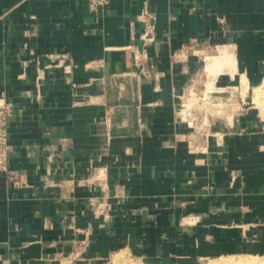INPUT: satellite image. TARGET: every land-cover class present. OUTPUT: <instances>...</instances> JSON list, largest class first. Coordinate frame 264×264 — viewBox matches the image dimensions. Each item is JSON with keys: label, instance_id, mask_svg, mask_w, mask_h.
I'll return each mask as SVG.
<instances>
[{"label": "crops", "instance_id": "crops-1", "mask_svg": "<svg viewBox=\"0 0 264 264\" xmlns=\"http://www.w3.org/2000/svg\"><path fill=\"white\" fill-rule=\"evenodd\" d=\"M222 47L236 67L214 62L221 87L264 79V0H0L17 173L0 171V264L264 251V121L248 109L199 127L187 110Z\"/></svg>", "mask_w": 264, "mask_h": 264}, {"label": "rangeland", "instance_id": "rangeland-1", "mask_svg": "<svg viewBox=\"0 0 264 264\" xmlns=\"http://www.w3.org/2000/svg\"><path fill=\"white\" fill-rule=\"evenodd\" d=\"M223 48V47H222ZM219 48L218 50H222ZM225 49V50H224ZM222 52L227 53L228 48H224ZM215 50L210 53L213 55L212 59L208 60L202 58V67L197 75L198 81L195 84L194 93L191 95V99L187 102V110L189 109L190 116L193 118H197V126H202L207 124V121L210 120H221L226 116L236 117L240 115L241 112L250 110L251 114L255 117H260L262 121H264V84L262 81H259L255 84V82H251L249 84L247 80V90L244 92L242 90V82L241 78L237 79L236 76V84L228 87H221L222 85L218 84L216 81L222 76L220 73H216L222 70L223 65L221 61L217 64V69L215 70V61H218V53L221 51ZM228 50V55H231V51ZM221 52V53H222ZM233 56V53L232 55ZM234 57V56H233ZM235 64V58H233ZM204 67V69H202ZM229 67V66H228ZM235 67L233 68V72L235 71ZM232 68H229L232 70ZM214 69V72H213ZM228 69V70H229ZM224 71V70H223ZM231 73V71H229ZM215 73V74H213ZM231 73V74H232ZM221 76V77H220ZM247 79V78H246ZM259 87H255L258 86ZM257 88V89H256ZM259 88V89H258ZM259 90V91H258ZM242 91V92H241ZM258 92V94L256 93ZM256 93V94H255ZM255 95V96H254ZM258 98L259 102L256 100ZM257 97V98H256ZM258 102V103H256ZM181 116L188 117L186 113L180 112ZM203 121V122H202ZM191 122H195L194 119H191ZM203 123V124H202ZM226 257V258H225ZM232 261L241 264L247 260H251L254 262H264V251H260L257 253L253 252H236V253H227V254H217L212 255L210 257H206L203 259H199L194 264H216V262L220 261ZM234 259V260H233ZM237 260V261H236ZM262 260V261H261ZM37 264H65L64 262H55L54 258L51 260L43 261ZM99 264H152L147 260L140 251H133L128 248H119L114 252L110 253V255L105 259L104 262Z\"/></svg>", "mask_w": 264, "mask_h": 264}, {"label": "built area", "instance_id": "built-area-1", "mask_svg": "<svg viewBox=\"0 0 264 264\" xmlns=\"http://www.w3.org/2000/svg\"><path fill=\"white\" fill-rule=\"evenodd\" d=\"M107 0H89V4L92 8L99 7L104 5ZM146 28L149 29L150 23L149 20L145 17ZM145 39H149L148 32L143 33ZM57 58V56H56ZM62 59H66L64 55L61 56ZM59 58L58 61L61 59ZM71 65V60H69L64 66L69 68ZM10 105L7 103H0V171H6L9 174V177L13 181H17V173L10 169L8 166V153L10 145L8 142V132H7V122L10 114Z\"/></svg>", "mask_w": 264, "mask_h": 264}, {"label": "bare ground", "instance_id": "bare-ground-1", "mask_svg": "<svg viewBox=\"0 0 264 264\" xmlns=\"http://www.w3.org/2000/svg\"><path fill=\"white\" fill-rule=\"evenodd\" d=\"M225 47H223L222 48V50L220 51V50H218V51H220L218 54L219 55H217L218 56V61L217 62H220L221 61V64L223 65V68H224V70H227L228 72L229 71H231V73L233 72V68L232 67H234L235 66V64H234V60H233V56H231L232 55V53H231V55L229 54H227L228 53V49H227V53H224V52H222L223 51V49H224ZM225 50V49H224ZM222 52V53H221ZM229 53H230V51H229ZM229 66V67H228ZM216 68H217V66H216ZM229 68H232V70L231 69H229ZM229 69V70H228ZM233 74V73H232ZM262 81V84H264V79H262L261 80ZM241 82H242V85H241V87H242V90H244V92L247 90V87H248V85H247V79H246V77L244 76V75H242L241 76ZM255 87H259V85L258 86H255ZM257 89V88H256ZM259 89V88H258ZM259 91V90H258ZM242 92V91H241ZM257 94H258V92H256ZM255 93V94H256ZM255 96V95H254ZM257 98V97H256ZM258 99V98H257ZM256 99V100H257ZM254 100H255V97H254ZM255 100V101H256ZM258 102H259V99L257 100ZM258 102H256V103H258ZM226 258V257H225ZM234 260V259H233ZM237 261V260H236ZM262 261V260H261ZM216 264H238L237 262L235 263V262H232V261H226V259H225V261H218V262H216ZM241 264H264V262H254V261H251V260H247V261H245V262H243V263H241Z\"/></svg>", "mask_w": 264, "mask_h": 264}]
</instances>
